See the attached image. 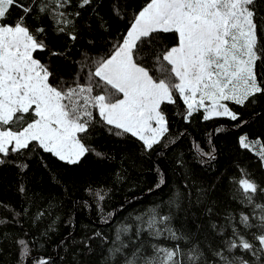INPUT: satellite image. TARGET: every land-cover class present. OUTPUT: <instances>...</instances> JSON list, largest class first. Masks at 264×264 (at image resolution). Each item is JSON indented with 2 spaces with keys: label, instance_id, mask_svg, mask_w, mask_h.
<instances>
[{
  "label": "snow or ice",
  "instance_id": "6c2138e0",
  "mask_svg": "<svg viewBox=\"0 0 264 264\" xmlns=\"http://www.w3.org/2000/svg\"><path fill=\"white\" fill-rule=\"evenodd\" d=\"M71 2L30 0L27 6L19 5L24 15L6 24L4 20L16 0H0V165L10 154L22 153L32 145V152L42 150L70 165L78 164L89 152L103 158L105 154L96 152L81 139L97 123L94 113L110 132L115 129L114 135L130 134L142 142L144 151H150L169 131L162 105L175 104L176 95L185 106L182 116L185 122L201 110L205 121L213 117L236 121L239 114L225 102L245 106L250 98L264 93L255 70L257 61L264 57V43L258 36V31L264 32L259 0H148L108 54L92 58L90 64L88 57L80 62L81 71L88 68L83 82L77 73L72 83L61 80L53 85L49 82L53 75L49 65L33 55L37 50H46L45 40L39 38L45 34V28L31 30L26 17L35 6L34 19L47 15L57 34L67 33L74 41L76 28L74 20L69 18L73 14L61 11ZM90 3L91 0H79L77 6L84 8ZM161 33H174L176 43L169 47L161 39L162 46L154 44ZM149 56L161 73L158 77L138 62ZM239 143L242 148H252L246 136H241ZM201 155L211 157L210 153ZM258 158L264 163V147ZM17 167L23 172L27 164ZM164 182L161 175L156 187ZM235 182L242 192V202L253 205V216L241 212L238 224H232L236 217L229 214L226 219L231 235L223 240V248L213 250V255L218 258V264H254L243 256L231 254L239 249L251 253L257 261L264 254V204L254 203V197L258 191L264 193V188L244 171ZM19 190L23 193L24 186ZM99 199L103 200L104 196L99 195ZM167 203V215H161L157 205L136 217L139 222L136 239L130 243L121 239V233L127 234L129 227L118 229L106 259L117 264H208L199 244L192 243L185 250L179 243L175 247L159 243L161 238L177 242H190L192 238L172 224L175 213L183 211L181 194L177 192ZM211 211L209 208L208 212ZM211 227L216 229L217 225L213 223ZM242 229L254 231L248 233ZM144 232L149 239L137 244ZM223 232L221 227L219 234ZM246 235L251 236V241ZM18 244L19 264H23L29 256V246L23 239ZM130 246L131 252H126ZM37 264H49V261L40 259Z\"/></svg>",
  "mask_w": 264,
  "mask_h": 264
},
{
  "label": "trees",
  "instance_id": "16d2710c",
  "mask_svg": "<svg viewBox=\"0 0 264 264\" xmlns=\"http://www.w3.org/2000/svg\"><path fill=\"white\" fill-rule=\"evenodd\" d=\"M29 2L16 0L4 23H13L24 15L19 5L27 6ZM78 2L72 0L61 9L73 14L69 18L76 28L74 41L67 33L57 34L47 15L34 19L35 6L26 17L31 30L45 28V34L39 38L45 40L46 50H37L33 55L49 65L53 73L49 82L53 85L61 80L72 83L77 73L83 82L88 68L81 71L80 62L88 57L90 64L92 58L108 54L148 0H91L84 8H79ZM258 7L264 15V0H259ZM76 12L80 13L78 17ZM258 36L264 43V32L258 31ZM161 39L169 47L176 43L174 33H161L153 43L162 46ZM138 62L148 67L154 77L161 75L151 56ZM255 70L264 86V57L257 61ZM174 99L175 104L162 105L169 131L150 151H144L142 142L130 134L114 135L115 129L110 132L94 113L97 123L81 139L96 152L105 154L103 158L89 152L78 164L70 165L42 150L32 152L34 145L4 158L6 162L0 165V220L4 221L0 223V264H19L21 239L29 246V256L23 264H37L40 259L48 260L49 264H117L106 259L117 230L128 226L129 232L121 233V239L125 243L135 240L139 223L136 217L157 205L161 215L169 214L167 202L177 192L181 194L183 211L175 213L172 224L187 231L191 241L161 238L159 243L167 247L179 243L185 250L192 243L199 244L208 264H218L213 250L223 248V240L231 235L226 217L231 214L236 217L231 223L238 224L241 212L253 216V205L242 202V192L235 181L242 178L244 171L264 188V166L258 158L264 147V93L250 98L245 106L225 102L239 114L236 121L227 117L205 121L201 110L185 122L182 118L185 106L178 95ZM217 128L221 130L216 131ZM241 136L247 137L251 149L240 146ZM201 153H210L211 157ZM21 163L27 164L23 172L17 167ZM161 175L165 182L157 188ZM21 185L25 188L23 193L19 190ZM98 193L104 196L103 200ZM254 203L264 204V193L258 191ZM40 213L43 215L37 219ZM213 223L216 229L211 227ZM243 231L251 233L254 229ZM245 238L251 241L250 235ZM147 239L144 232L137 244ZM131 250L132 246L126 252ZM150 251L148 248L147 252ZM231 255L264 264V254L259 261L239 249H234Z\"/></svg>",
  "mask_w": 264,
  "mask_h": 264
},
{
  "label": "rangeland",
  "instance_id": "374dc122",
  "mask_svg": "<svg viewBox=\"0 0 264 264\" xmlns=\"http://www.w3.org/2000/svg\"><path fill=\"white\" fill-rule=\"evenodd\" d=\"M206 103H208V101H206ZM263 166H264V163H263Z\"/></svg>",
  "mask_w": 264,
  "mask_h": 264
}]
</instances>
